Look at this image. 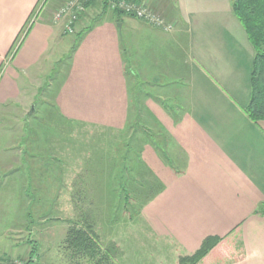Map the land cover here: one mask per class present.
Listing matches in <instances>:
<instances>
[{"label":"crops","instance_id":"1","mask_svg":"<svg viewBox=\"0 0 264 264\" xmlns=\"http://www.w3.org/2000/svg\"><path fill=\"white\" fill-rule=\"evenodd\" d=\"M42 1L0 0V71H4L0 77V107L3 110L13 103L15 109L25 111L27 103L23 99L31 94L26 86L27 73L31 70L38 75L48 73V60H42L39 49H49L64 39V27L53 22V11L48 9L59 0H44L45 7L13 55L18 37ZM152 4L168 20H178L180 26L175 32L157 33L150 28L154 26L135 18L111 15L110 18L118 15L121 20L116 28L111 19L104 23L108 27L111 51L120 59L113 66L120 67L122 76L107 77L102 73L98 76L89 70L86 60L77 58L78 63L70 67L55 91L57 105L64 112V98L88 94L87 103L83 104L88 107L83 112L89 113L109 89L129 97L131 83L137 84L140 99L147 101L142 107L153 115L152 129H159L163 123L164 133H154V139L167 136L172 143L168 149L174 147L172 153L184 161L179 170L163 159L165 155H158L163 149L154 142L143 145L150 149L152 163L156 162L158 169L154 174L162 186L153 204L155 212L150 210L144 218V230L149 229L156 238L153 241L170 252L171 264H178L199 251L207 239L221 238L234 229L247 255L245 261L236 264H264V215L256 213L264 210V121L253 122L246 113L255 52L234 14L233 0H152ZM125 29L131 41L127 38L125 44H135V39L140 41L137 46L142 52L136 51L135 74L127 66L129 55L121 42ZM136 30L138 33L134 35ZM76 47H82L79 40ZM105 62L101 61L102 66ZM40 67H44L43 72L38 70ZM184 83L192 85L178 86ZM40 89L35 88L37 92ZM214 95L218 97L213 98ZM176 107L187 116L182 126L170 117L172 108ZM6 112L10 111L1 113L0 109V226L2 219L17 223L16 218H10L16 187L11 182L5 188L1 186L2 171H11V164L16 162V137L11 134L14 144L10 145L11 135L6 131L14 132V128L4 123ZM93 114L94 111L86 115ZM39 124L41 128L45 125ZM25 125L29 130L30 124ZM79 126L85 125L79 123ZM11 147L13 154L2 151ZM6 234L5 238H9L12 232ZM148 245L153 248V242L149 244L139 238L137 252ZM144 258L147 257L136 258V264Z\"/></svg>","mask_w":264,"mask_h":264},{"label":"rangeland","instance_id":"2","mask_svg":"<svg viewBox=\"0 0 264 264\" xmlns=\"http://www.w3.org/2000/svg\"><path fill=\"white\" fill-rule=\"evenodd\" d=\"M120 1L84 0L73 4V0H59L48 8L53 11V22L64 27V39L58 44H52L49 49H39L42 60H48V73L38 75L33 70L27 73L26 86L31 89V94L23 99V103L25 100L27 103L25 111L15 109L13 103L7 109L4 108L10 111L3 115L4 123L14 128V132H6L13 134L17 141L15 138L16 162L11 164V171H2L1 186L5 188L11 182L13 188L16 187L10 218H16L17 223H13L12 219L11 222L1 220L0 264H136V258L143 256L147 258L140 259L139 264L172 263L170 252L162 250L160 243L153 241L156 238H153L149 229L144 230V218L150 210V213L155 212L153 204L162 191L161 181L155 175L158 172L156 162L152 163L154 159L151 158L150 149L145 146L149 141L154 142L164 151H159L158 155H165L163 159L180 168L179 170H182L184 161H179L176 154L172 153L174 147L171 151L168 149L172 143L167 136L154 139L153 134L161 131L163 123L156 132L152 129L153 115L147 114V110L142 107L147 101L140 99L137 84L131 83L133 89L129 97L121 91L115 94L109 89L96 101V107L90 109L94 111L93 115H86L93 111L83 112L88 107L83 105L87 103L88 94H79L78 98H64V112L62 106L57 105L55 95L60 82L67 76V71L78 63L77 58L86 60L89 70L98 76L101 73L107 77L119 74L122 76L120 67L113 66L120 59L111 51L108 27L104 23V20L111 19L116 28L115 25L121 22L118 15H125V11L113 8ZM126 2L137 8L143 7L148 20L170 26V33L180 26L178 20H168L154 8L152 0ZM44 3L43 0L33 15L41 12L45 7ZM72 4H81L83 14L70 27H67L70 21L66 18L56 23V11L66 6L74 7ZM75 8L78 11V7ZM113 14H118V18H110ZM150 21L145 23L155 26ZM30 23L31 19L25 29L29 28ZM150 28L167 35L161 29ZM127 30L123 32L121 42L129 55L127 66L135 74L136 51H142L137 46L140 41L136 39L135 44H125ZM141 32L145 33L146 30L141 29ZM137 33L136 30L134 35ZM143 37L146 38L145 35ZM25 38L20 37L13 55ZM78 40L81 49L74 48ZM128 40L130 41L129 38ZM146 41L149 42L147 38ZM151 52L153 54L152 50L149 51L150 54ZM102 60L106 61L104 66ZM38 70L43 72L44 67ZM3 72L0 71V77ZM191 85L178 84L181 88ZM36 87L41 88L39 92L35 90ZM216 97L218 96H213ZM0 109L1 113L5 111L2 107ZM66 112L70 115H66ZM170 117L174 123L182 126L187 116L176 107L172 108ZM200 117L201 115H197V118ZM40 122L46 126L41 128ZM28 123L29 130L25 125ZM79 123L85 126H79ZM58 125H61L60 128ZM9 143L14 144L12 135ZM3 150L13 154L12 147ZM20 222L23 224L20 225ZM86 226H91L97 236L94 248L90 252L71 249L67 243L69 232L74 227L79 231ZM235 231L233 229L220 238L222 241L217 249H221L220 253L224 257L205 262L208 256L202 264H236L245 261L246 251L240 236L233 233ZM8 232L12 234L5 238ZM139 238H144L149 244L153 242V248L148 245V248H142V252H137ZM130 245L133 246L132 250Z\"/></svg>","mask_w":264,"mask_h":264},{"label":"trees","instance_id":"3","mask_svg":"<svg viewBox=\"0 0 264 264\" xmlns=\"http://www.w3.org/2000/svg\"><path fill=\"white\" fill-rule=\"evenodd\" d=\"M233 11L246 31L248 40L255 52L251 71L250 102L246 108V113L253 122L264 121V0H233ZM29 29L24 28L20 37L24 39ZM20 37H18L17 42ZM257 214L264 215V210ZM97 240L91 226H86L79 231L74 227L68 234L67 243L75 251L90 252ZM221 241L220 238L216 237L207 239L201 250L190 258L182 259L180 263L201 264L208 256L207 259L212 260L224 257L220 253L221 249L216 252Z\"/></svg>","mask_w":264,"mask_h":264},{"label":"built area","instance_id":"4","mask_svg":"<svg viewBox=\"0 0 264 264\" xmlns=\"http://www.w3.org/2000/svg\"><path fill=\"white\" fill-rule=\"evenodd\" d=\"M84 0H73V4L74 3H81ZM127 1V0H126ZM125 0H121L119 2L118 5H114L113 8L115 9H122L123 11H125L126 16H131L139 21L142 22H148L150 20L147 19V12L145 11V9L143 7L137 8L136 6H134L133 4H130L128 2H126ZM72 4V6H74ZM78 7V11L77 8ZM83 10V7L81 4H78L77 6L74 7H70V6H66L65 8H61L60 10L56 11L55 16H54V20L56 23H58L61 20H65L68 19L70 21L69 25L67 27L71 26V23L78 19L79 16H81L83 14V12H81ZM77 13V14H76ZM38 17V14L33 15V17L31 18V23L29 24V28L36 22ZM152 22V21H150ZM155 26V28L157 29H161L165 32H169L171 27L170 26H163L162 23L157 22L154 23L152 22ZM71 29V28H70Z\"/></svg>","mask_w":264,"mask_h":264}]
</instances>
